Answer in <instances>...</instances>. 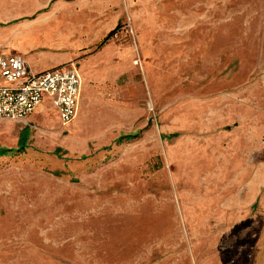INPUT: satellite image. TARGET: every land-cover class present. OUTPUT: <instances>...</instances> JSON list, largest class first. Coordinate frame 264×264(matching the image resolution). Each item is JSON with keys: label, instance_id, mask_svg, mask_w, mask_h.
Listing matches in <instances>:
<instances>
[{"label": "rangeland", "instance_id": "1", "mask_svg": "<svg viewBox=\"0 0 264 264\" xmlns=\"http://www.w3.org/2000/svg\"><path fill=\"white\" fill-rule=\"evenodd\" d=\"M21 27L82 87L0 121V264H264V0H0V54Z\"/></svg>", "mask_w": 264, "mask_h": 264}, {"label": "built area", "instance_id": "2", "mask_svg": "<svg viewBox=\"0 0 264 264\" xmlns=\"http://www.w3.org/2000/svg\"><path fill=\"white\" fill-rule=\"evenodd\" d=\"M0 121H26L44 102L66 128L78 115L82 78L76 65L34 73L24 56L0 54Z\"/></svg>", "mask_w": 264, "mask_h": 264}, {"label": "crops", "instance_id": "3", "mask_svg": "<svg viewBox=\"0 0 264 264\" xmlns=\"http://www.w3.org/2000/svg\"><path fill=\"white\" fill-rule=\"evenodd\" d=\"M16 32L22 38V40L25 41V42H23V43L19 44L18 46H16L15 47V51L18 54H21L22 56H24V58L27 61V64H28L29 68L34 73H43L45 71H48V70H51V69H54V68H57V67H60V66H67L68 65L67 63L71 62L74 59L75 55H76L74 52H72L73 54H71L70 56H65L66 59L63 60V61H60V62H58L56 64H53V65H50V66H47V67L39 68L37 59L40 56H37L36 53H40V52L37 51V49H36L37 47L34 48L35 45L26 43L28 41L29 37L34 36L38 32L33 30V29L28 30V29H26L24 27H21V29H17ZM16 38H18V37H16ZM52 47H54V46H52ZM56 51L57 50H55L52 55L59 57L60 53L56 52ZM71 65H74V64H71ZM45 105H50V104L48 102H44L39 108H41L42 106H45Z\"/></svg>", "mask_w": 264, "mask_h": 264}, {"label": "trees", "instance_id": "4", "mask_svg": "<svg viewBox=\"0 0 264 264\" xmlns=\"http://www.w3.org/2000/svg\"><path fill=\"white\" fill-rule=\"evenodd\" d=\"M113 34H114V31L110 32L109 35L103 40L102 44H104L106 41H108ZM138 136H139L138 133L126 135V136H121L117 139V143H122L124 141L136 139ZM28 137H29V131H26L25 133L21 134V136L19 138L18 148H0V156L1 157L13 156L15 154L23 153L27 147L26 143L28 141ZM168 138H172V136H168ZM57 152H58V150H57ZM55 175L59 176V173H55Z\"/></svg>", "mask_w": 264, "mask_h": 264}]
</instances>
